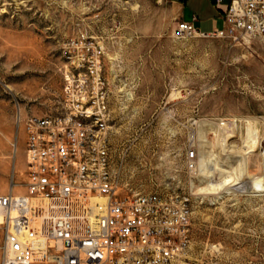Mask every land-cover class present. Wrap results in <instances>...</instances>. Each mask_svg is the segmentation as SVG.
I'll use <instances>...</instances> for the list:
<instances>
[{
  "label": "rangeland",
  "instance_id": "obj_1",
  "mask_svg": "<svg viewBox=\"0 0 264 264\" xmlns=\"http://www.w3.org/2000/svg\"><path fill=\"white\" fill-rule=\"evenodd\" d=\"M193 1L188 22L195 10L218 17L213 0ZM182 22L177 0H0V194L12 178L25 180L24 120L56 112L69 48L96 38L105 50L112 158L124 190L194 194L190 264H264V194L252 191L250 179L235 193L202 192L215 177L203 183L187 161L188 151L196 148L199 160L209 148L221 119L237 120L223 127L233 156L243 145V120L263 119L264 33L246 41L184 38ZM254 143H246L256 150L248 172L259 175L261 142ZM222 163L227 170L233 162Z\"/></svg>",
  "mask_w": 264,
  "mask_h": 264
},
{
  "label": "built area",
  "instance_id": "obj_2",
  "mask_svg": "<svg viewBox=\"0 0 264 264\" xmlns=\"http://www.w3.org/2000/svg\"><path fill=\"white\" fill-rule=\"evenodd\" d=\"M214 2L222 28L203 33L183 21L179 36L246 41L264 33V0ZM69 53L56 112L24 120L25 180L12 178L0 194L1 264H190L194 194L124 190L112 158L104 46L83 37ZM187 161L198 170L196 148ZM255 191L264 194V184Z\"/></svg>",
  "mask_w": 264,
  "mask_h": 264
},
{
  "label": "bare ground",
  "instance_id": "obj_3",
  "mask_svg": "<svg viewBox=\"0 0 264 264\" xmlns=\"http://www.w3.org/2000/svg\"><path fill=\"white\" fill-rule=\"evenodd\" d=\"M242 119V118H241ZM243 120V119H242ZM246 131L242 134L241 139H243L242 147H239V152L237 155L233 156L230 154L233 148L230 143L231 137L226 138L224 136L223 127H226L227 124H231L232 126L236 125L237 120L235 119H221L216 128L219 130H215L214 140L210 141V146L207 150L201 151V157L199 159V176H201L202 182L204 183L206 178H214L210 181H205L206 183L201 186L202 192L208 193H235L232 189L243 183L244 180L250 179L252 191L256 193L255 189H260L264 184V146L260 149V155L263 158V172L259 175H251L248 172V158L252 153H255L256 150L249 148L246 143L249 145L252 144L253 147H256L254 140L261 138L264 133L263 122L262 120L255 119H246ZM245 125V124H244ZM227 136V135H226ZM205 133L201 130L199 131V144L205 146L202 142L205 138ZM217 149V153L213 150ZM228 149V150H227ZM237 149V148H236ZM17 150H15V153ZM220 158V159H219ZM236 160V162H235ZM222 161L225 162H233L231 163L230 169H223ZM226 164V163H224ZM212 165L214 166V173L212 171ZM217 170V172H216ZM214 175V177L212 176ZM205 178V179H204ZM10 191V188H9ZM0 256H2L0 250Z\"/></svg>",
  "mask_w": 264,
  "mask_h": 264
},
{
  "label": "crops",
  "instance_id": "obj_4",
  "mask_svg": "<svg viewBox=\"0 0 264 264\" xmlns=\"http://www.w3.org/2000/svg\"><path fill=\"white\" fill-rule=\"evenodd\" d=\"M177 2L180 4V8H181V17L183 18V21H185V22H188V20H187V11L189 10V9H193L194 7H193V0H177ZM213 2H214V0H213ZM214 4H215V2H214ZM216 6V5H215ZM217 8V7H216ZM198 10V9H197ZM217 10H218V8H217ZM199 13H197V11L195 10L194 12H193V14H192V19H191V21H194V23H195V26H196V28L198 29V30H200L201 32H203V33H207V32H211V31H213L215 28H217L219 25H220V23H221V21H222V16H220V12H219V10H218V17H216V18H213L212 16H203V18L202 17H199V15H198ZM213 23H212V22ZM190 22V21H189ZM208 23H212V25H211V27H210V25H209V28L207 29V31H204V27L208 24Z\"/></svg>",
  "mask_w": 264,
  "mask_h": 264
}]
</instances>
